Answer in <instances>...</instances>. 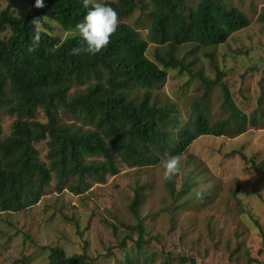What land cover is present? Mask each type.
<instances>
[{
	"label": "trees",
	"instance_id": "16d2710c",
	"mask_svg": "<svg viewBox=\"0 0 264 264\" xmlns=\"http://www.w3.org/2000/svg\"><path fill=\"white\" fill-rule=\"evenodd\" d=\"M5 1L6 7L0 9V34H9L0 37V111L18 118L10 134L0 139V212L21 211L37 203L53 177L58 191L67 188L81 194L92 182H104L107 175L119 173V160L131 167L152 166L166 153L181 157L202 135H238L257 121L256 113L248 116L236 105L225 83L221 84L222 105L228 115L211 121L210 109L202 102L220 82L223 72L218 67L216 79L201 76L202 102H192L190 120L175 136L162 123L177 120L178 115L169 105L152 100V89L165 84L168 69L190 72V65L176 54L178 47L187 43L218 46L250 24L239 7L225 0H197L195 5L187 0H150L149 9L145 0H104L118 13V26L108 46L95 55L70 54L79 41L75 25L86 13L82 0H43V7L29 0L28 11H18L17 0ZM141 9L148 17L147 39L135 26L121 21ZM46 18L73 33L62 40L40 29L38 23ZM259 18L264 20V7ZM34 19L38 23L33 24ZM37 31L39 42L30 52ZM149 41L159 46L157 61L147 55ZM79 86L84 88L79 90ZM134 86L146 90L136 96L131 93ZM39 108L44 110L46 122L36 118ZM67 114L83 124L65 122ZM87 124L93 128L83 126ZM41 141L48 145L47 162L40 159L35 146ZM252 168L264 174L263 164L253 163ZM166 185L173 200H179L180 193L189 188L185 181V188L177 189L172 179ZM142 195L137 187L130 204L136 223H121L138 234L139 252L149 243L147 229L140 222ZM110 225L116 233L117 224ZM49 249L48 264H94L86 254L68 255L60 246ZM247 254L248 264L259 262L249 251ZM179 262L197 264L187 256H181Z\"/></svg>",
	"mask_w": 264,
	"mask_h": 264
},
{
	"label": "rangeland",
	"instance_id": "374dc122",
	"mask_svg": "<svg viewBox=\"0 0 264 264\" xmlns=\"http://www.w3.org/2000/svg\"><path fill=\"white\" fill-rule=\"evenodd\" d=\"M149 1L145 0L146 9L151 8ZM196 1L187 3L195 5ZM225 1L239 7L250 24L218 46L187 43L178 47L176 54L190 65V72L168 69L165 84L152 89V100L169 105L178 115L177 120L162 123L169 135L175 136L190 120L192 102H202L201 76L216 79L218 67L223 72L220 82L209 89L202 102L210 109L211 121L228 115L222 105L221 84L225 83L243 112L248 116L256 113L255 124H248L238 135L198 137L179 157L180 169L172 177L177 189H184L185 181L189 183L179 200L172 199L161 179L164 154L152 166L131 167L119 160V173L107 175L104 182H92L81 194L67 188L58 191L53 177L37 203L21 211L0 212V264H48L49 248L55 246L68 255L86 254L94 264H184L179 262L181 256L191 257L197 264H248V251L251 258L258 259L255 264H264V174L252 168L253 163L264 165V20L259 18L264 0ZM6 5L7 1L0 0V9ZM17 9L30 10V1L17 0ZM144 13L137 10L121 21L135 26L147 39L148 17ZM38 26L62 40L73 33L49 18ZM157 52L159 46L149 41L148 57L157 61ZM145 90L134 86L131 93L139 96ZM17 118V114L1 109L0 139L10 134ZM36 118L47 121L41 108ZM63 119L83 124L69 114ZM35 146L40 159L47 162V142ZM137 187L143 192L140 222L147 229L149 243L141 248L147 254L136 248L138 234L121 224L136 223L130 204ZM111 223L117 224L116 233Z\"/></svg>",
	"mask_w": 264,
	"mask_h": 264
},
{
	"label": "clouds",
	"instance_id": "9594fccd",
	"mask_svg": "<svg viewBox=\"0 0 264 264\" xmlns=\"http://www.w3.org/2000/svg\"><path fill=\"white\" fill-rule=\"evenodd\" d=\"M36 7H43V0H35ZM82 6L86 13L75 25L74 31L79 35L78 45L70 49L71 55L87 53L95 55L110 43L111 35L116 31L118 26V13L116 10L104 2V0H82ZM39 20H33L36 24ZM39 32L37 31L32 38L29 51H34L39 42ZM163 169L161 179L167 182L180 169V158L177 155L165 154L160 161ZM197 197L201 193H196Z\"/></svg>",
	"mask_w": 264,
	"mask_h": 264
}]
</instances>
